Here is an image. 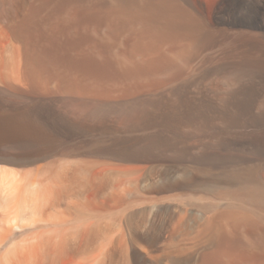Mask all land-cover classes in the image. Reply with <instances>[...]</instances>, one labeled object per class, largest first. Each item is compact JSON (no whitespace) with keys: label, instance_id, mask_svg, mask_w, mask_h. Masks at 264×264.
I'll list each match as a JSON object with an SVG mask.
<instances>
[{"label":"rangeland","instance_id":"374dc122","mask_svg":"<svg viewBox=\"0 0 264 264\" xmlns=\"http://www.w3.org/2000/svg\"><path fill=\"white\" fill-rule=\"evenodd\" d=\"M223 3L0 0V169L19 180L63 161L92 179L122 180L114 171L119 166L146 168L137 185L112 194L99 179L97 191L88 188L92 195L75 190L79 197L61 205L67 211L84 204L122 230L106 251L108 264H264V125L229 127L196 116L205 96H228L250 81L264 86V27L255 19L264 0H238V10L233 5L225 13ZM260 101L256 108L263 111ZM41 102L52 103L70 133L34 116ZM162 133L183 140L181 151L137 163L112 147ZM239 184L256 186L261 196L251 202L220 197ZM213 203L221 211L229 204L247 208L251 220L232 218L227 238L214 249H196L192 237L212 214L201 208ZM80 241L56 264L80 261ZM181 246L186 254L177 252Z\"/></svg>","mask_w":264,"mask_h":264},{"label":"bare ground","instance_id":"6f19581e","mask_svg":"<svg viewBox=\"0 0 264 264\" xmlns=\"http://www.w3.org/2000/svg\"><path fill=\"white\" fill-rule=\"evenodd\" d=\"M223 4H224V9H223L224 13L226 11L230 12L232 10L233 5H236V9L237 7H240L242 5L240 3L238 5V0H224ZM255 19L260 23V26L262 24V26L264 27V3L263 6H258L257 16ZM1 82L2 81H0V83ZM2 83L4 84V82ZM214 95L205 96L203 98L201 97L202 99L200 98L201 100H198L199 105L196 110L197 112L196 116L198 118L200 119L203 118V120L207 121V123L209 121L212 120L215 121L216 119H218L224 121L225 123L227 122L229 127L242 126L245 128L247 127L255 128L259 126L258 128H260L262 124L264 125V110L259 111L256 108V104L257 105L260 104L258 102L259 100L264 102V86L263 87H261L260 85L258 86L255 84V82L253 84L250 81V84L248 83L246 85L237 88L228 96H221V95L217 96L218 94L215 96ZM54 109L55 108L52 106V103H42L35 108L34 116H37L38 120L40 119V121L44 122L46 126H49L50 129L58 133H62V134L70 133L71 126H69V124L60 115V113H58ZM173 136L175 135L162 133L150 139L139 138L135 140L133 138L135 141L127 140V139H126L127 141H124L123 139H121L123 140L122 142L119 141L120 142L119 144L115 143V145L113 144L112 147L116 148L115 153L120 154V155L117 154L116 155L117 157L118 156L120 157L122 155L123 157H125L130 161L137 163L138 162L146 163L149 162L150 159L152 158L154 160V157L156 155L154 153H160L159 155H161V152L164 151L167 152L168 150L170 151L179 148L181 149L182 143H184L181 141L183 140H181L177 136L176 137ZM222 142L224 143L223 140ZM112 143L110 145H112ZM218 144L220 146L221 143ZM225 144H223V147ZM228 145H231L232 147L233 144H228ZM108 146L109 145H107V149ZM122 149H124L123 152ZM135 149L141 151L134 152ZM180 151H178V153H180ZM110 152L111 150H109L108 152L109 154L107 152L106 153L109 156H111ZM106 153H105L106 157L109 158V156H107ZM100 154L101 153H99L98 155ZM162 154L164 155L165 153ZM110 158H112V156ZM125 158L124 161H126ZM59 161L60 160H58V162ZM60 163L61 164L59 165V167L53 170L51 167L54 164L51 163L46 167L45 170L39 172V174L36 173L37 176L35 173L33 175V172H27L23 175V177H21L22 179L19 180H14L15 177L12 175V173L10 174L5 170L0 169V264H56L57 261L58 263H60L61 261L60 259L66 255V252H69L72 249H74L73 247L76 246L74 245L76 244L75 242H78L80 240L81 241L83 240V245H84L83 246L84 249H82L81 251H79L78 249V252H81L80 261L78 259V262H75V260H73L74 258L71 256V258H73L71 260L74 261V263L72 264H105V263L108 264L109 262H111V260H113V259L110 260L108 258L110 261H106L108 260L106 258V255H108V253L111 252L108 248L111 247L112 244L114 245L115 233L121 230V229L117 230V224L115 226L107 222V220H104L106 218L105 216H102L104 214L101 215L97 213L96 215V213L95 214H93V212L90 213L87 210V207L85 208L83 207L84 204L82 206L81 204L80 206H75L74 209L73 207H71L72 205L71 206L69 205L71 208L68 209L67 207L68 209L67 211L60 210L61 205L63 204L65 198L67 199L68 198L70 199L72 197L75 198V196L79 195L78 194L79 192L80 193L82 192L80 196H85V197L89 196L91 193L88 190V188L90 189V187H92L94 190H96V188L93 185L95 184V181L96 180L98 181L99 179L102 180V183L104 185L102 187L106 186L108 189H111L113 191V192L111 191L112 194L115 193V191L119 192V190L126 185H137L139 184L138 182L142 180V179L139 180V178H141L140 175L142 176L141 173L143 171L142 172L139 171L145 170L146 168L142 169L141 166H139V168H141L140 170L137 169L135 165L134 167L135 170H133V166L132 168L131 166L130 167L122 166L123 168L119 166L121 169L119 168L118 170V168H116L115 170L114 169L113 170L117 171V173L118 172L120 173L121 178H123L122 180L121 179L113 180L111 179V177H109V175H102V174L99 175L100 177L98 176L99 179H96V177L92 179L84 176L82 173H78L76 171L77 168H75L74 165L72 166L71 164L64 163L63 161ZM100 185L102 184L100 183ZM150 185L151 184L149 183L146 184V186L144 185V187H148ZM240 185L241 184H239V186ZM244 185L245 184L241 185L238 189L235 190L228 189L226 190V193H224L225 190H223L224 191L223 193L225 195H223V193H221L220 191V193L222 194V196L220 197L222 198L224 196V198H229V199L231 198L230 200L238 199L239 201L244 200L245 202H249L250 200L255 199V197L257 198L258 194L260 195V193L258 192H261V190L256 186H252L248 184L245 186ZM86 189L90 194L88 192L87 194L84 193L86 192L85 191ZM73 191L75 192L79 191V192L77 193V195L76 193L72 195ZM204 192L207 194L209 192L213 193L212 190H207V191L204 190ZM214 193L213 195H215ZM217 193H219V191H217ZM218 195L219 194H217V196ZM217 196L215 195L216 198ZM260 196L258 197V201L261 200L259 199ZM249 197H252V199ZM190 198H192L193 200L195 199L194 197H190ZM262 198L264 199V196ZM192 199L190 200L192 201ZM258 201L257 204L259 203ZM254 202L256 203V201ZM201 209H205L208 212H211L212 214L203 223H201V225H199L197 231L195 232L194 237H192V240L196 245L194 246L196 249L197 248L200 249V247L202 246L203 247L205 246L206 248L211 247L214 249V247L220 243L219 241L222 240L221 238L223 237L227 238L228 235L230 234L227 222H229L232 218H234L235 221H245V220L247 221L249 218L251 220V216H252L251 214L252 212L250 213V210L248 211L247 208L244 209L239 208L237 206H234L233 204L227 205V207L222 211L219 209V204L217 203L203 206ZM108 218L111 220L113 219L116 220L117 215L109 214ZM119 227L120 226H118V228ZM13 228L16 231L13 232ZM123 236L124 235H122V238ZM117 242L120 243V241ZM80 244L79 246L77 244V247H81ZM182 248L183 247L181 246V249H178L177 252L178 253L182 252V254H184L183 252H185L186 254L187 251H185ZM107 249L109 250L108 253L106 252ZM63 253H65V255H63ZM78 255L80 254L78 253L77 256ZM123 256L124 257L126 256V254L124 255V252H123ZM184 256L185 255H183V257ZM108 257H112V256H108ZM122 259L126 260V257ZM114 262L112 261V263ZM118 263L123 264L121 262Z\"/></svg>","mask_w":264,"mask_h":264}]
</instances>
